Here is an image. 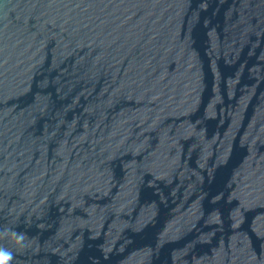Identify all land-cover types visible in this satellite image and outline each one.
Segmentation results:
<instances>
[{
    "label": "water",
    "instance_id": "obj_1",
    "mask_svg": "<svg viewBox=\"0 0 264 264\" xmlns=\"http://www.w3.org/2000/svg\"><path fill=\"white\" fill-rule=\"evenodd\" d=\"M0 247L264 264V0H0Z\"/></svg>",
    "mask_w": 264,
    "mask_h": 264
},
{
    "label": "clouds",
    "instance_id": "obj_2",
    "mask_svg": "<svg viewBox=\"0 0 264 264\" xmlns=\"http://www.w3.org/2000/svg\"><path fill=\"white\" fill-rule=\"evenodd\" d=\"M13 235L18 242H23L25 239L22 233H13ZM13 259V253L10 250L0 247V264H11Z\"/></svg>",
    "mask_w": 264,
    "mask_h": 264
}]
</instances>
